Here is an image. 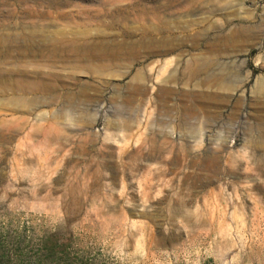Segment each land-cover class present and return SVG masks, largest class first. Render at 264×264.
<instances>
[{
    "label": "rangeland",
    "instance_id": "1",
    "mask_svg": "<svg viewBox=\"0 0 264 264\" xmlns=\"http://www.w3.org/2000/svg\"><path fill=\"white\" fill-rule=\"evenodd\" d=\"M0 21V264H264V0Z\"/></svg>",
    "mask_w": 264,
    "mask_h": 264
},
{
    "label": "bare ground",
    "instance_id": "2",
    "mask_svg": "<svg viewBox=\"0 0 264 264\" xmlns=\"http://www.w3.org/2000/svg\"><path fill=\"white\" fill-rule=\"evenodd\" d=\"M3 23V21H0V24H2Z\"/></svg>",
    "mask_w": 264,
    "mask_h": 264
}]
</instances>
